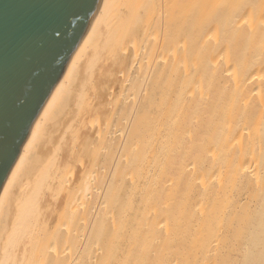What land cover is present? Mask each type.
Instances as JSON below:
<instances>
[{"label": "bare ground", "instance_id": "bare-ground-1", "mask_svg": "<svg viewBox=\"0 0 264 264\" xmlns=\"http://www.w3.org/2000/svg\"><path fill=\"white\" fill-rule=\"evenodd\" d=\"M0 264H264V0H101L1 187Z\"/></svg>", "mask_w": 264, "mask_h": 264}, {"label": "water", "instance_id": "water-1", "mask_svg": "<svg viewBox=\"0 0 264 264\" xmlns=\"http://www.w3.org/2000/svg\"><path fill=\"white\" fill-rule=\"evenodd\" d=\"M101 0H0V190Z\"/></svg>", "mask_w": 264, "mask_h": 264}]
</instances>
